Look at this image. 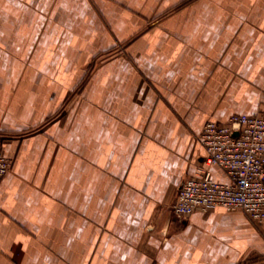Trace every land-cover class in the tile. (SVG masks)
Here are the masks:
<instances>
[{
  "label": "crops",
  "instance_id": "1",
  "mask_svg": "<svg viewBox=\"0 0 264 264\" xmlns=\"http://www.w3.org/2000/svg\"><path fill=\"white\" fill-rule=\"evenodd\" d=\"M258 113L264 0H0V264H264L243 211L172 210Z\"/></svg>",
  "mask_w": 264,
  "mask_h": 264
},
{
  "label": "built area",
  "instance_id": "2",
  "mask_svg": "<svg viewBox=\"0 0 264 264\" xmlns=\"http://www.w3.org/2000/svg\"><path fill=\"white\" fill-rule=\"evenodd\" d=\"M207 151L205 164L178 186L172 210L178 219L221 207L243 211L264 224V113L232 115L226 122H208L199 138ZM219 167L229 182L214 179ZM13 161L0 145V182L11 172Z\"/></svg>",
  "mask_w": 264,
  "mask_h": 264
}]
</instances>
